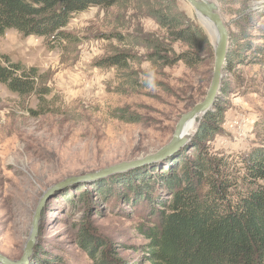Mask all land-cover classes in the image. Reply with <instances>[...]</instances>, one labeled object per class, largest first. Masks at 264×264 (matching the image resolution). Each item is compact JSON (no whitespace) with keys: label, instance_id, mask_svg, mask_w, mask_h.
I'll use <instances>...</instances> for the list:
<instances>
[{"label":"rangeland","instance_id":"rangeland-1","mask_svg":"<svg viewBox=\"0 0 264 264\" xmlns=\"http://www.w3.org/2000/svg\"><path fill=\"white\" fill-rule=\"evenodd\" d=\"M213 1L234 61L223 70L214 105L224 110L223 123L209 148L234 158L264 142V0ZM160 14L184 20L207 43L174 41L160 26ZM63 32L65 39L52 42L13 30L0 36V56L37 68L50 90L39 104L36 95L20 98L0 84V254L12 261L22 258L35 208L49 187L167 144L180 117L203 101L212 78V42L184 0L90 7ZM115 56L121 62L107 65ZM188 145L157 163L51 194L24 264H93L80 245L82 229L93 240L95 258L103 252L120 264H151L138 228L148 227L167 201L168 162Z\"/></svg>","mask_w":264,"mask_h":264},{"label":"trees","instance_id":"trees-1","mask_svg":"<svg viewBox=\"0 0 264 264\" xmlns=\"http://www.w3.org/2000/svg\"><path fill=\"white\" fill-rule=\"evenodd\" d=\"M117 2L0 0V36L13 30L24 37L59 41L67 37L63 30L73 16ZM157 20L174 41L190 46L207 43L201 32L191 31L182 19L160 14ZM183 59L179 56L178 61ZM233 61L234 55L228 52L224 69ZM120 62L115 56L107 65ZM0 84L20 98L36 95L39 104L46 103L50 94L37 68L14 63L4 55L0 56ZM223 113L221 107L213 106L189 145L168 162V199L148 220V227L138 228L151 264H264V142L234 158L212 154L209 143L221 132ZM79 240L93 264H120V259L112 260L103 252L95 258L87 230H81Z\"/></svg>","mask_w":264,"mask_h":264},{"label":"water","instance_id":"water-1","mask_svg":"<svg viewBox=\"0 0 264 264\" xmlns=\"http://www.w3.org/2000/svg\"><path fill=\"white\" fill-rule=\"evenodd\" d=\"M184 1L193 10L195 16H199L210 22L215 34V41L214 44H212L214 51L213 73L209 88L203 101L195 105L189 112L180 117L175 126L171 140L155 152L138 159L121 162L95 172L87 173L83 176L69 177L49 187L46 194L40 199L35 208L31 229L23 249L22 258L17 261H12L0 254V264H24L27 261L38 236L41 211L45 202L54 192L61 191L62 189L75 183L94 181L114 173L133 169L142 164L157 163L164 158L175 154L193 139L201 120L213 108L217 97L220 94L222 74L226 64L229 48V32L219 13V8L213 0ZM188 123L194 124L195 128L193 131L185 129Z\"/></svg>","mask_w":264,"mask_h":264},{"label":"bare ground","instance_id":"bare-ground-1","mask_svg":"<svg viewBox=\"0 0 264 264\" xmlns=\"http://www.w3.org/2000/svg\"><path fill=\"white\" fill-rule=\"evenodd\" d=\"M197 20L202 24V26L205 28L212 44H214V41H215V34H214V30H213V27L212 25L210 24V22H208L207 20L197 16ZM195 128L194 124L193 123H188L186 125V130L188 131H193Z\"/></svg>","mask_w":264,"mask_h":264}]
</instances>
